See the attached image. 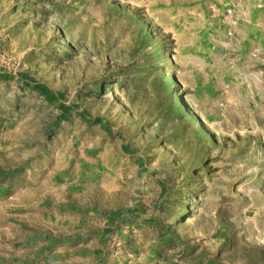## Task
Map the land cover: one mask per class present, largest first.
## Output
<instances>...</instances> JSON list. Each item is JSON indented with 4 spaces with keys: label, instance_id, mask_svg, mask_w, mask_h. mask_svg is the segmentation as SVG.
Wrapping results in <instances>:
<instances>
[{
    "label": "rangeland",
    "instance_id": "374dc122",
    "mask_svg": "<svg viewBox=\"0 0 264 264\" xmlns=\"http://www.w3.org/2000/svg\"><path fill=\"white\" fill-rule=\"evenodd\" d=\"M24 244L264 264V0H0V252Z\"/></svg>",
    "mask_w": 264,
    "mask_h": 264
},
{
    "label": "crops",
    "instance_id": "0c3cea01",
    "mask_svg": "<svg viewBox=\"0 0 264 264\" xmlns=\"http://www.w3.org/2000/svg\"><path fill=\"white\" fill-rule=\"evenodd\" d=\"M38 249L28 244L11 247L0 252V264H49V258L39 255Z\"/></svg>",
    "mask_w": 264,
    "mask_h": 264
}]
</instances>
